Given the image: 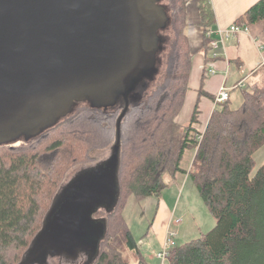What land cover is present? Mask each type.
I'll list each match as a JSON object with an SVG mask.
<instances>
[{
    "label": "trees",
    "instance_id": "1",
    "mask_svg": "<svg viewBox=\"0 0 264 264\" xmlns=\"http://www.w3.org/2000/svg\"><path fill=\"white\" fill-rule=\"evenodd\" d=\"M166 3L172 36L165 75L139 102L130 95L120 123V195L111 212L95 215H104L106 230L92 264H130L126 250L144 264L123 215L126 204L132 196L140 202L150 197L161 202L181 173L195 183L216 225L199 238L176 244L170 264H264V164L255 170L254 159L264 147V83L242 88L240 106L234 107L231 99L215 106L203 130L198 104L189 123L180 124L177 119L186 105L196 53L187 34L189 0ZM197 3L204 29L202 51L207 54L215 39L209 37L215 15L210 0ZM258 22H264V0L234 25L246 28ZM220 58L210 56L206 61ZM126 105L122 97L108 109L81 102L41 135L22 139L19 146H0V264L24 261L72 169L91 167L96 151L111 147L113 153ZM189 150L195 156L186 171L182 164Z\"/></svg>",
    "mask_w": 264,
    "mask_h": 264
},
{
    "label": "water",
    "instance_id": "2",
    "mask_svg": "<svg viewBox=\"0 0 264 264\" xmlns=\"http://www.w3.org/2000/svg\"><path fill=\"white\" fill-rule=\"evenodd\" d=\"M168 22L160 0H0V146L41 135L77 103L88 101L97 109L115 107L121 97L127 103L110 158L116 184L112 206L85 210L93 190L81 187L64 202L43 253L32 256L62 196L88 170L80 173L56 197L21 264H45L48 257L66 254L77 259L84 251L78 246L79 227L86 220H102L104 237L106 221L95 215L111 212L119 199L120 123L135 84L156 65L158 32ZM97 255L98 248L88 264Z\"/></svg>",
    "mask_w": 264,
    "mask_h": 264
},
{
    "label": "rangeland",
    "instance_id": "3",
    "mask_svg": "<svg viewBox=\"0 0 264 264\" xmlns=\"http://www.w3.org/2000/svg\"><path fill=\"white\" fill-rule=\"evenodd\" d=\"M160 4L164 7L167 6L166 0H160ZM192 11H195V9L193 8ZM171 34L172 32L169 21L167 28L158 32L161 40L159 43V51L157 53L156 65L154 69L144 75H141L140 80L135 84V88L130 93L131 98L133 97L135 103L136 101L139 102V100L143 99L145 96H148L153 89H155L157 84L163 81L166 70V53L172 36ZM235 94L236 95L232 99V105L237 107V97H239V92L237 91ZM84 102L91 106L90 102ZM131 103H133V101ZM78 105L79 103H77L76 106ZM20 144L21 141L15 143L16 146H19ZM193 153V150H189L184 156L182 168L186 171H189L192 166L194 159V156L192 157ZM93 157L96 158V160L94 164L90 165L91 167L88 168L87 165L78 166L72 169L69 173L66 185L69 184L77 175L85 170H88L85 174H83L84 176L82 178L71 183L62 196L59 205L56 207L52 217L48 221L43 236L34 248L32 256L43 253L45 247L48 245L49 236L52 233L57 216L65 207L64 202L70 200L76 192L80 191L81 187L86 186L87 188L93 190V194L89 198L87 197L84 205L85 210L89 206L94 205H103L105 208H110L112 206L114 202V195L116 193V184L114 181L115 167L110 159L112 157L111 147L105 150L96 151L93 154ZM108 159L110 162H108ZM254 159L256 164L255 170H257L260 166H262V164H264V147L254 155ZM173 188H175L176 191L172 190ZM80 200L81 199H78L79 202ZM162 200L167 201L172 210L170 218H167L169 219V222L167 221V229H165L164 233L165 239L168 237L169 232L174 233V240L177 245L199 238L203 233L209 232L216 225L215 218L210 214L197 190L195 183L187 176V174H180L178 191L177 181H175L171 184L170 188L163 193ZM161 202L160 199H157L156 197H150L145 201L140 202L132 196L129 198L123 213L127 225L133 237L137 241L140 250L142 251L144 264H170L168 258L164 263L156 258V254L162 248L157 239L159 236V228L155 227L153 224V227L149 229L150 225L155 222ZM121 207H123V205ZM101 217H104V215H97L96 218ZM86 230H89L90 233L87 234L85 232ZM79 232L80 236L78 246L81 249L84 248V251L81 253L85 254L89 259L90 256L95 255L99 242L102 239L104 233V222L102 220H86L79 227ZM124 255L130 264H138L137 258L131 251L126 250ZM70 258L72 259V257L67 254L66 256L48 257L45 264H86L87 261L84 256L75 260H71Z\"/></svg>",
    "mask_w": 264,
    "mask_h": 264
},
{
    "label": "crops",
    "instance_id": "4",
    "mask_svg": "<svg viewBox=\"0 0 264 264\" xmlns=\"http://www.w3.org/2000/svg\"><path fill=\"white\" fill-rule=\"evenodd\" d=\"M210 1L215 15V24L211 29L213 37H216L218 29H226L234 25L259 0ZM188 7L190 25L187 29V34L191 48L196 54L193 58L190 91L187 95L185 108L177 121L180 124L189 123L193 111L198 104L201 111V125L199 129L203 130L215 109V98L223 85L232 89L231 101L236 95L235 93L239 92L237 105L240 106L242 103V88H238V84L243 83L244 89H247L256 83L263 82L264 66H261V63L264 58V22L250 25L248 33L232 35L224 43V49L220 50L221 56L219 57L221 58L209 63L206 60L212 55V50L207 54L202 51L204 46V29L199 25L200 15L197 0H189ZM193 8L195 11H192ZM211 67L216 71L215 75H210L208 72L205 73V68L209 70ZM193 156H195V152L192 154ZM179 180L180 174L177 176V191ZM172 190H175V188ZM170 214H172L171 206L167 201L162 200L154 222L155 227L159 228L157 239L161 246L165 240L164 233L165 229H167L169 222L167 218H170Z\"/></svg>",
    "mask_w": 264,
    "mask_h": 264
},
{
    "label": "built area",
    "instance_id": "5",
    "mask_svg": "<svg viewBox=\"0 0 264 264\" xmlns=\"http://www.w3.org/2000/svg\"><path fill=\"white\" fill-rule=\"evenodd\" d=\"M249 28L246 27H241L238 25H232L229 28L226 29H218L217 31V36L215 39L211 42V50H212V57L217 58L221 56L220 50L224 49V43L232 36L235 34H241V33H248ZM209 37H213V31L210 29ZM261 66H264V58L262 60ZM216 71L211 67L208 70V74L210 75H215ZM238 88H244L243 83H239ZM231 90L227 88L226 86H222L217 95H216V100L215 104L220 105L223 104L231 99ZM175 234L170 233L168 237L164 240V243L162 244L161 250L156 254V258L161 260L163 263L166 261V259L169 257L170 251L172 248L176 246L175 240H174Z\"/></svg>",
    "mask_w": 264,
    "mask_h": 264
},
{
    "label": "flooded vegetation",
    "instance_id": "6",
    "mask_svg": "<svg viewBox=\"0 0 264 264\" xmlns=\"http://www.w3.org/2000/svg\"><path fill=\"white\" fill-rule=\"evenodd\" d=\"M82 256H84V257L86 258V260H87V261H86V264H88L89 259H88V257H86L85 254L80 253L79 256H78V258H79V257H82ZM78 258H77V259H78Z\"/></svg>",
    "mask_w": 264,
    "mask_h": 264
}]
</instances>
